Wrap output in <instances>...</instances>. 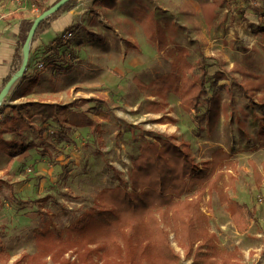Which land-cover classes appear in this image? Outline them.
Wrapping results in <instances>:
<instances>
[{"label":"rangeland","instance_id":"374dc122","mask_svg":"<svg viewBox=\"0 0 264 264\" xmlns=\"http://www.w3.org/2000/svg\"><path fill=\"white\" fill-rule=\"evenodd\" d=\"M80 1L87 13L93 11L88 0H76L75 6ZM104 2L114 7L109 9ZM24 3L26 12L39 13L30 11L27 0H0V14ZM97 4L98 18L90 24L95 32L78 24L65 29L73 38L67 44L61 41L60 50L66 47L72 67L59 71L60 62L49 59L40 69L34 60L28 66V80H18L12 86L16 90L11 88L1 105L15 110L28 102L66 105L68 114L61 130L54 122L30 116L21 136H4L16 153L0 151V264L33 254L34 236L41 228L50 224L64 231L94 207L101 190L123 187L129 192L132 162L141 144L159 138L184 145L197 172L214 151L229 154L230 164L218 168L214 179H220L218 188L231 199L255 207L256 222L245 216L248 228L237 232L217 188L203 196L199 207L207 217L208 232L216 237L218 253L232 252L235 264H264V148L259 142V128L264 125L259 108L264 105V0H98ZM80 22L90 19L85 16ZM62 28L54 25L41 33L43 43L57 39ZM51 47L42 50L49 52ZM174 49L186 50L196 69L206 67L208 85L215 74L224 78L218 82L223 88L211 133L205 131L200 116L206 109L204 101L198 113H186L173 93L162 98L151 92V82L170 72ZM208 91L211 96L209 87ZM82 99L96 101L80 107ZM80 112L94 125L71 126L70 113ZM38 129L43 130L42 138ZM255 179H262L259 187ZM198 194L193 188L181 198L192 201ZM161 227L170 232L175 264H191L193 255L177 245L168 226ZM46 261L51 264L49 258Z\"/></svg>","mask_w":264,"mask_h":264},{"label":"trees","instance_id":"16d2710c","mask_svg":"<svg viewBox=\"0 0 264 264\" xmlns=\"http://www.w3.org/2000/svg\"><path fill=\"white\" fill-rule=\"evenodd\" d=\"M28 1L39 10L40 15L59 0ZM75 4L76 0L68 1L39 24L31 41L30 53L35 37L50 27L48 22L73 9ZM104 6L109 9L114 7L105 2ZM9 18L19 19L14 52L18 61L16 71L21 63L22 45L35 18L24 19L22 13L10 14ZM50 45L53 46L50 52L53 49L56 51L46 57L42 56V59L38 58L36 63L43 62L46 66L50 59L52 62H60L59 71L64 67L71 68L72 64L64 54L66 47L63 51L60 50L64 46L61 38ZM169 58L171 70L151 82L152 94L163 98L168 92L173 93L186 113H198L200 103L204 101L206 109L200 116L204 117L205 131L211 133L218 121L219 93L223 88L218 82L224 79L223 76L215 74L214 80L208 85L206 67L201 64L196 69L188 61V53L184 49L172 50ZM29 64L28 61V66ZM27 71L26 69L23 77ZM10 77L9 75L4 79L2 88ZM208 87L211 89V96ZM95 101L82 99L79 106ZM259 108L264 117V105H259ZM67 110L66 105L41 102H28L20 110L0 106V151L7 149L5 151L9 155L16 153V147H12V143L5 140L4 135L21 136L25 129V119L36 116L43 123H56L61 130ZM68 121L75 128L94 125L82 112L70 113ZM38 131L42 138L43 130ZM259 142L260 147L264 148V125L259 128ZM183 148L184 145H176L172 139L167 138L142 143L132 162L129 192L123 187L101 190L94 207L86 210L62 232L46 224L34 236L35 252L21 254L13 264H47L46 258H49L51 264H98L94 259L101 264H175L177 255L170 246V232L163 229L161 224L170 228L177 245L187 255H193L191 264H235L232 252H217L219 249L216 237L206 228L207 217L200 210V202L208 191L217 188L220 203L226 205V211L239 233L248 228L245 216L256 222V209H249L246 204L236 202L218 188L220 179H214L215 171L226 166L225 163L230 164L228 153L214 151L210 162L197 172L190 153ZM11 162L12 159L9 158L8 164ZM255 180L259 187L262 179ZM193 188L199 192L196 199L185 201L181 198ZM133 237L137 239L134 244L129 242ZM127 252L128 255L125 256ZM67 253L72 256L74 254V259L66 257ZM4 261L7 262V259Z\"/></svg>","mask_w":264,"mask_h":264},{"label":"crops","instance_id":"0c3cea01","mask_svg":"<svg viewBox=\"0 0 264 264\" xmlns=\"http://www.w3.org/2000/svg\"><path fill=\"white\" fill-rule=\"evenodd\" d=\"M22 1L25 2L26 0H22ZM88 1H89V3L92 4V6L94 5L93 11L94 10H97L95 12V15L96 16H92L91 13L93 11L87 13V11L85 9H82L81 5L83 3L81 4V1H80V3H78L70 11H67V12L61 14L56 19H53V20L49 21L48 22L49 23V26L50 27H53L55 25V26L60 27L61 25H63V28H62V29H64L62 31V33H63L67 27H71L73 25H77L78 24L79 26H81L83 28L85 27V30H90V32H92V33L95 32L93 30V28H91V25L90 24L93 21L96 23L95 18L96 17L98 18V4H97L98 3V0H88ZM9 4L11 5V3H9ZM31 6L32 7H31V10L30 11L35 12V11L38 10V9L34 8L35 6H33V5H31ZM26 9H28V6H26V3H24V6L22 5V8L15 9L14 11L6 12L4 14H0V89L3 86L4 79L7 76H9V75L11 76L14 73V71L16 69V65L18 63V61L14 57V52H15V47H16V43H17L16 36H17V33H18V28H19V19H17V18L10 19L9 18V15L10 14H16V13H22V17L24 19L33 20L39 14V13H37V14L28 13V12H26ZM85 16H88V18L90 19V23H87V24L82 23V24H80L81 23L80 22L81 19L83 17H85ZM92 26H94V25H92ZM45 31H43L41 33H44ZM41 33H39L35 37V39H34V41L32 43L31 53L29 55V63L30 64L34 60H35V63H36V61L39 60L38 57L40 55L43 56V57L48 56L49 53H50V51L48 52L47 50H42V49L43 48L44 49L47 48V46L50 45L56 39L55 38L54 40H52L48 45H45L43 43V40H42L43 39V36H42L43 34L40 35ZM62 33L59 35L60 38L63 35ZM76 33H78V30L76 31ZM27 70H28V67H27ZM28 73H29V71H27V73H26L25 78H24L23 81L28 80L27 79V78H29L28 77L29 76ZM15 88L16 87H14L13 89L16 90ZM4 139H5V137H4Z\"/></svg>","mask_w":264,"mask_h":264},{"label":"water","instance_id":"95a60500","mask_svg":"<svg viewBox=\"0 0 264 264\" xmlns=\"http://www.w3.org/2000/svg\"><path fill=\"white\" fill-rule=\"evenodd\" d=\"M70 0H59L53 6L49 7L47 10L43 11L40 15L36 16L32 22V25L27 33L26 39L21 48V63L19 68L11 75L8 82L4 85V87L0 90V106L3 104L5 98L9 94L12 86L22 77L28 66L29 55H30V45L32 38L35 35V32L39 26V24L49 18L51 15L56 13L65 3Z\"/></svg>","mask_w":264,"mask_h":264},{"label":"built area","instance_id":"2783aa9c","mask_svg":"<svg viewBox=\"0 0 264 264\" xmlns=\"http://www.w3.org/2000/svg\"><path fill=\"white\" fill-rule=\"evenodd\" d=\"M73 37L72 33L71 32H65L62 37H61V41H63L64 43L67 44L68 40H70L71 38ZM38 67L40 69H43L44 68V64L43 62H39L38 63Z\"/></svg>","mask_w":264,"mask_h":264}]
</instances>
